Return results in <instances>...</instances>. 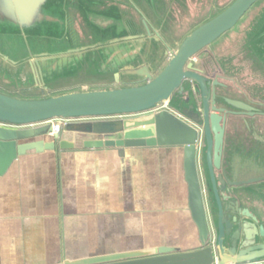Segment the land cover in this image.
<instances>
[{
    "label": "water",
    "instance_id": "1",
    "mask_svg": "<svg viewBox=\"0 0 264 264\" xmlns=\"http://www.w3.org/2000/svg\"><path fill=\"white\" fill-rule=\"evenodd\" d=\"M106 1L129 5L139 21L119 20L128 30L95 44L58 51L29 47L19 59L0 49V58L13 64L34 59L40 79L44 62L54 59L64 64V59L91 50L107 64L115 50L117 59L124 61L118 69L129 67L126 72H114V84L104 87L64 89L48 95L43 85L38 97L0 89V175L29 150L74 147L73 142L62 138V130L50 135L51 126L45 122L56 118L84 119L64 128L93 136L83 141L85 147H177L183 154L187 205L198 231L197 248L178 250L160 245L64 258L55 264H264V123L254 137L248 133L242 141L243 122L248 127L247 118L258 119L264 110L241 99L218 97L217 81L212 83L201 74L194 62L260 0H231L191 29L174 50L161 29H152L149 19L152 13L165 21V0ZM61 2L78 0H0V34L22 38L32 32L68 33L72 13L62 12L57 7ZM138 2L148 7L149 15ZM130 42L133 46L126 50ZM146 43L150 47L160 43L168 49L164 53H169L168 58L158 72L148 62L139 61ZM247 46L253 62L260 64V60L264 66V18L250 31ZM119 76H129V80L119 81ZM164 104L168 108L155 111ZM229 116L235 121H229ZM41 136H49V140ZM246 146L248 149H243Z\"/></svg>",
    "mask_w": 264,
    "mask_h": 264
},
{
    "label": "crops",
    "instance_id": "2",
    "mask_svg": "<svg viewBox=\"0 0 264 264\" xmlns=\"http://www.w3.org/2000/svg\"><path fill=\"white\" fill-rule=\"evenodd\" d=\"M149 19L152 29L160 31ZM25 52L5 53L19 59ZM82 54L63 62L69 65ZM109 55L108 64L102 65L110 66L112 78L85 83L83 88L114 84L113 73L129 69H118L124 61L117 59L115 50ZM41 65L40 79L34 59L13 64L0 58V89L19 96L20 91L37 90L41 95L40 88L45 85L48 90L52 83L53 72L65 66L54 59ZM14 75L23 80L21 84L13 83ZM128 77L118 79L125 82ZM71 86L76 85L62 87ZM90 137L63 127L62 138L74 147L29 150L0 175V264H55L64 258L144 247L199 246L187 205L182 151L171 146H83Z\"/></svg>",
    "mask_w": 264,
    "mask_h": 264
},
{
    "label": "rangeland",
    "instance_id": "3",
    "mask_svg": "<svg viewBox=\"0 0 264 264\" xmlns=\"http://www.w3.org/2000/svg\"><path fill=\"white\" fill-rule=\"evenodd\" d=\"M231 0H165L166 11L164 12V22L156 19L150 13L152 20L156 25L160 26L161 33L166 39L171 50L176 48L180 40L197 24L217 13L221 8L227 5ZM143 2V0L139 1ZM137 3V6L143 8L145 13L149 15L145 4ZM57 7L62 11L72 13V26L66 34H58L57 30H52L49 34L28 33L26 36L14 38V34H0V49L7 53L21 54L27 48L44 49L53 51L55 48H66L67 46L95 44L108 38L117 36L121 32L128 30V26L124 23L120 24L119 20L125 19L135 23L139 21L136 11L129 5L118 2H107L106 0H78L76 2H61ZM134 7V6H133ZM92 13L87 16L86 13ZM166 13V15H165ZM94 17V18H93ZM264 18V0H260L250 11L240 20L237 26L231 31L220 37L213 43L208 52L201 53L196 59L198 61H209L217 64V75H224L226 79L221 77L220 81L225 82L227 91L236 97L240 95V89L247 93V98L254 102L264 103V66L262 61L260 64L254 63L247 46L250 31L258 21ZM3 31V30H2ZM62 34V35H61ZM12 35V36H10ZM167 47L160 43L153 44L150 47L146 43L143 47L139 61L151 64L155 72L163 66L167 56H164ZM208 53V54H207ZM119 57V56H118ZM207 61V62H206ZM54 71V77L46 94H55L64 89L83 88L85 83H95L99 81H107L112 78V69L110 66L103 67L102 59L96 50L87 51L85 55L73 60L69 65ZM262 66V68L260 67ZM114 75V73H113ZM213 75V76H214ZM122 79L126 76H121ZM13 83L21 84L22 79L14 75ZM209 78V77H207ZM212 81V78H209ZM67 84L76 86L62 87ZM78 84V85H77ZM62 87V88H60ZM239 88V89H238ZM22 95L38 97L37 90L20 91ZM221 94V92H220ZM166 105V104H164ZM164 105L158 107L162 108ZM107 119V118H106ZM264 123V119L260 124ZM231 133L232 130L229 129Z\"/></svg>",
    "mask_w": 264,
    "mask_h": 264
},
{
    "label": "flooded vegetation",
    "instance_id": "4",
    "mask_svg": "<svg viewBox=\"0 0 264 264\" xmlns=\"http://www.w3.org/2000/svg\"><path fill=\"white\" fill-rule=\"evenodd\" d=\"M201 61H198V59H195V65H196V68L200 70V73L203 74L204 76L206 77H209V78H212V83H213V80H216L215 78L216 77H221V78H225L226 77L224 75H217L216 74V77L214 75V73H217L218 71V67H217V64L215 65L213 62L209 61L208 63H205L204 61H202V59H200ZM207 62V61H206ZM214 75V76H213ZM216 85H215V90H216V94L217 96H229V97H232V98H237V99H241L243 101H246L248 103H250L251 105H254L256 107H262V110H264V103H261V102H252L251 100L247 99V98H243L245 96H247V93L245 91H242L240 89V95H242V97H236V96H233L231 95L227 90V84L223 81H220L219 78H217L216 80ZM239 89V88H238ZM221 92V94H220ZM248 97V96H247ZM225 107H228L226 105H224ZM167 107V106H166ZM228 116V115H227ZM235 117L233 116H229L228 117V120L229 121H235ZM264 119V116H261L260 118H253V117H248L247 120H248V127L244 124L243 122V137H242V141L244 142V140L247 139L248 137V133L252 135V137H254V134L255 132L261 128V124H260V120H263ZM263 130V131H262ZM262 133L264 134V124L262 125ZM227 138V136H226ZM243 149H248V146H246L245 148Z\"/></svg>",
    "mask_w": 264,
    "mask_h": 264
},
{
    "label": "built area",
    "instance_id": "5",
    "mask_svg": "<svg viewBox=\"0 0 264 264\" xmlns=\"http://www.w3.org/2000/svg\"><path fill=\"white\" fill-rule=\"evenodd\" d=\"M155 111H159V109L157 108ZM84 119H62V118H56V119H52L49 120L45 123L49 124L51 126V132L50 135H53L54 133H58L62 130V128L64 127V125H66L67 123H73V122H79V121H83Z\"/></svg>",
    "mask_w": 264,
    "mask_h": 264
},
{
    "label": "bare ground",
    "instance_id": "6",
    "mask_svg": "<svg viewBox=\"0 0 264 264\" xmlns=\"http://www.w3.org/2000/svg\"><path fill=\"white\" fill-rule=\"evenodd\" d=\"M164 106H166V105H164ZM164 106H163L162 108H160V109H159V111H160V110H162V109H165V107H164Z\"/></svg>",
    "mask_w": 264,
    "mask_h": 264
}]
</instances>
